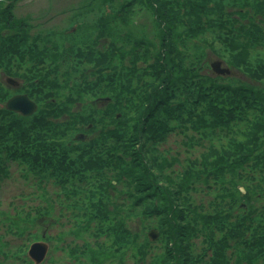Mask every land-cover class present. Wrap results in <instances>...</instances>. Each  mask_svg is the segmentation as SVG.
Segmentation results:
<instances>
[{
	"label": "trees",
	"instance_id": "trees-1",
	"mask_svg": "<svg viewBox=\"0 0 264 264\" xmlns=\"http://www.w3.org/2000/svg\"><path fill=\"white\" fill-rule=\"evenodd\" d=\"M21 1L0 0V183L12 163L32 189L0 209V264L36 241L41 264H264V0Z\"/></svg>",
	"mask_w": 264,
	"mask_h": 264
},
{
	"label": "rangeland",
	"instance_id": "rangeland-1",
	"mask_svg": "<svg viewBox=\"0 0 264 264\" xmlns=\"http://www.w3.org/2000/svg\"><path fill=\"white\" fill-rule=\"evenodd\" d=\"M52 7L50 8V13L48 16L53 15L56 11H59L63 6L64 3L60 2V0H58L57 3H51ZM48 0H22L21 2H19L16 5L15 8V13L17 15H23L26 13H39V12H44L46 13L48 10ZM47 16V17H48ZM47 17H44V19H40V21H44L47 19ZM65 16L62 14L61 16H57L55 17L53 20H51L52 22H48V24L44 25V26H52L55 24H59L61 22V20L64 21ZM62 21V22H63ZM213 60L215 58H212ZM223 67L226 66L225 64L222 65ZM229 75L231 76H238L240 77V79L242 80H247L244 76H242L241 74H239L237 71L230 69V73ZM5 84V83H4ZM8 86V85H6ZM13 89H15L13 87ZM181 136H171L170 141H169V145H171L172 140L173 139H179ZM10 165V171H11V175L10 178L5 179L3 181H1L0 183V209H5L7 206V203L11 200V199H15L17 202L19 201V197L21 193H27L28 191H30L32 188L29 185V181L23 179L20 176V173L18 170H16V166L12 163H9ZM49 189L50 186L48 187ZM29 202V200H28ZM29 203H36L35 199H32ZM58 222H60L61 224H63V222H66V218H58ZM68 225V223H67ZM46 226V224H45ZM44 229V226H43ZM46 230L51 229L52 233H56L59 230L62 229V225L61 226H56V227H51L48 226L45 228ZM70 238L67 239V241ZM13 244H16V242H14ZM54 244V241L49 242L48 245V250L50 251L52 249V246ZM59 253V252H56Z\"/></svg>",
	"mask_w": 264,
	"mask_h": 264
},
{
	"label": "water",
	"instance_id": "water-1",
	"mask_svg": "<svg viewBox=\"0 0 264 264\" xmlns=\"http://www.w3.org/2000/svg\"><path fill=\"white\" fill-rule=\"evenodd\" d=\"M211 67L217 74L229 73V70L227 68L221 67V62L218 60L212 62ZM7 81L12 84L14 83V81L11 79H8ZM5 107L8 110L20 113L23 116L31 115L36 110V104L31 101L25 94L12 96L7 100ZM74 139L83 140L84 135H76ZM152 233L153 231L150 232V235ZM46 249L47 247L45 244L36 242L30 246L28 254L34 260L35 264H39L45 257Z\"/></svg>",
	"mask_w": 264,
	"mask_h": 264
}]
</instances>
